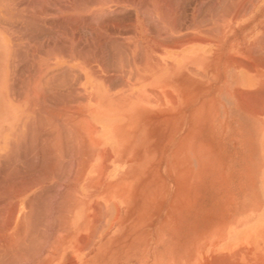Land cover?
<instances>
[{
    "label": "crops",
    "instance_id": "crops-1",
    "mask_svg": "<svg viewBox=\"0 0 264 264\" xmlns=\"http://www.w3.org/2000/svg\"><path fill=\"white\" fill-rule=\"evenodd\" d=\"M260 37L264 0H0V264H78L104 244L109 258L120 240L109 259L161 260L163 167L189 157L211 69ZM109 163L154 165V203L114 193L104 225L78 205V164Z\"/></svg>",
    "mask_w": 264,
    "mask_h": 264
},
{
    "label": "rangeland",
    "instance_id": "rangeland-1",
    "mask_svg": "<svg viewBox=\"0 0 264 264\" xmlns=\"http://www.w3.org/2000/svg\"><path fill=\"white\" fill-rule=\"evenodd\" d=\"M66 25L68 35L63 40L68 65H74L75 22L68 21ZM258 43L254 48L264 49V37ZM225 60L226 69H221V76L211 69V84L205 86L203 93H196L201 99L195 101L194 138L189 157L185 152L176 165L163 167L162 259H109L123 257L125 249L120 240L115 255L108 258L112 247L99 245L98 253L90 255L97 258L78 260V264H224L219 261L222 257L232 253L235 258L240 257L235 255L239 249L230 248V243L245 235V227L264 207V120L262 116L253 119L249 110L252 102L256 107L263 100L242 101L241 93H249L250 89L243 87L241 81L245 74L261 78L257 74L263 70L255 66L264 65V51L227 53ZM263 94L259 97H264ZM103 155V160L112 162V158ZM88 172L98 173V178L87 181ZM20 173L26 176V166H20ZM154 174V165L78 164V205L87 200L94 203L98 206L99 221L105 225L111 216L114 193L120 196L117 200L123 205L139 201L147 205L154 203ZM25 183L20 180V187ZM47 187L60 188L54 183ZM136 189L140 190L138 197L132 192ZM87 191L93 193L91 197L90 193L86 197ZM151 247L154 244L147 249Z\"/></svg>",
    "mask_w": 264,
    "mask_h": 264
},
{
    "label": "bare ground",
    "instance_id": "bare-ground-1",
    "mask_svg": "<svg viewBox=\"0 0 264 264\" xmlns=\"http://www.w3.org/2000/svg\"><path fill=\"white\" fill-rule=\"evenodd\" d=\"M234 4V3H233ZM251 6V5H250ZM238 8V7H237ZM237 13V11L235 12ZM246 13V12H245ZM240 15V14H239ZM238 15V16H239ZM235 17V16H234ZM262 44V43H261ZM254 49V48H253ZM259 51V50H258ZM254 53V52H253ZM258 54V52H257ZM251 55V54H250ZM253 56V55H252ZM261 56V54H260ZM263 56V54H262ZM261 56V57H262ZM263 59V58H262ZM236 60V59H235ZM254 60V59H253ZM255 61V60H254ZM264 61V60H263ZM258 62V61H256ZM237 63H239L237 61ZM246 64V63H245ZM248 64V63H247ZM258 64V63H256ZM262 65L259 66H255V68H261V70H263L261 73L259 72L257 74V76L260 79L254 78L250 75H247L245 73L244 76L245 78L241 81V85L243 87H246L249 90V93H245L244 95L241 93V97H242V101L245 100H255L256 102L261 99L263 100L262 104L259 106L253 105L254 102L251 103V105L249 106V110H251V117L253 119H257L258 117L262 116V120H264V97H259V94L262 96V93L264 92V79H262V76H264V65L263 63H261ZM241 66V65H240ZM253 67V66H252ZM254 69V68H253ZM260 70V69H259ZM247 73V72H246ZM239 74L242 75V73L240 72ZM240 75V76H241ZM251 91V92H250ZM248 92V91H247ZM230 93V92H229ZM249 94V95H247ZM237 95V94H236ZM247 95L248 98H244V96ZM250 96V97H249ZM264 96V94H263ZM244 100V101H245ZM255 102V103H256ZM244 103V102H243ZM246 103V102H245ZM247 104L249 105L250 103L247 102ZM246 104V105H247ZM248 107V106H247ZM259 108V109H258ZM258 109V110H257ZM263 132V131H262ZM263 134V133H262ZM81 138V137H80ZM75 140V139H74ZM77 141V140H76ZM87 143V142H86ZM84 147V146H83ZM82 147V148H83ZM82 151V150H81ZM83 153V152H82ZM85 153V152H84ZM86 154V153H85ZM263 174V173H262ZM262 188V187H261ZM264 188V186H263ZM264 198V197H262ZM262 209V208H261ZM255 210V209H254ZM7 212V211H6ZM257 214V213H256ZM247 228V230L245 229ZM243 228V230L245 229L246 233L245 235H243L240 238H235L229 246L230 248H238L239 251L235 254L238 255L240 257L235 258L233 253L232 255H230L229 257H222V259H220L219 261L224 262V264H264V207L261 211L260 214H258L255 218H253L249 224ZM242 230V231H243ZM241 233V232H240ZM4 237V236H3ZM29 238V237H28ZM2 239V238H1ZM4 239V238H3ZM236 241V242H235ZM28 242V240H27ZM235 242V243H234ZM15 243V242H14ZM232 243H234L232 245ZM9 244V243H8ZM22 244V243H21ZM33 245V244H32ZM56 248V247H55ZM263 249V250H262ZM25 250H27L25 248ZM23 252V251H22ZM59 252V251H58ZM234 252V251H233ZM32 253V252H31ZM56 253V252H55ZM58 254V253H57ZM225 254V253H224ZM23 255V254H22ZM50 255V254H49ZM71 256V255H70ZM18 257V256H17ZM29 257V256H28ZM52 257V256H51ZM218 257V256H217ZM21 258V257H20ZM48 258V257H47ZM50 258V257H49ZM54 258V257H53ZM68 258V257H65ZM219 258V257H218ZM19 259V258H18ZM64 259V258H63ZM7 260V259H5ZM214 260V259H213ZM211 260V261H213ZM48 263L49 260L47 259ZM215 261V260H214ZM216 261H218L216 259ZM72 262V261H71ZM5 263V262H4ZM47 263V262H46ZM223 264V263H222Z\"/></svg>",
    "mask_w": 264,
    "mask_h": 264
}]
</instances>
